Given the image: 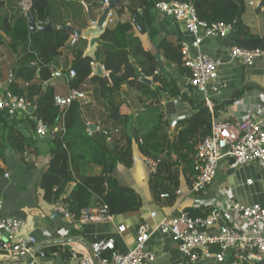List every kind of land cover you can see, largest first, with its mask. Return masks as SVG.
Masks as SVG:
<instances>
[{"label": "trees", "instance_id": "trees-1", "mask_svg": "<svg viewBox=\"0 0 264 264\" xmlns=\"http://www.w3.org/2000/svg\"><path fill=\"white\" fill-rule=\"evenodd\" d=\"M159 1L162 0H128V4H123L118 14L129 10L134 12V19L108 25L101 36L94 60L84 55V46L79 44V39L72 41V31L65 28L48 31L40 29L52 23L66 25L55 19L53 0H30L28 9L22 7L23 0H0V49L6 48L13 58L4 91H11L32 102L33 113L51 128L63 123L64 131L43 138L50 146L51 158L42 171L38 187L46 202L55 203L62 199L75 217L84 207L106 205L115 215L140 210L143 205L141 194L133 187L121 183L115 174L119 165L133 167L136 154L159 162L157 170L150 176V186L157 198L164 192L175 195L183 183L181 175L190 185L197 175V146L211 133L212 119L218 117L222 107L226 108L244 93L243 90H236L228 101L217 103L212 110L194 89L182 95L175 81L158 74L155 51L145 48L139 35L150 34L154 37L157 34L152 13ZM179 1L193 4L200 19L233 23V44L249 49L264 47V36L252 33L242 19L237 20L240 11L245 10L243 0ZM261 5H264V0ZM102 11L101 8L99 12ZM29 13L34 15L38 27L34 32L30 30ZM137 25L141 26V30L134 35L133 30ZM158 44L165 59L189 77L190 72L183 63L182 44L164 38ZM65 48H69L72 57L63 72L67 74L73 69L76 75L62 86L66 91L72 88L89 91L92 101L84 103L76 100L61 109L54 103L55 96L68 93L58 92V88L48 82L56 71L52 63ZM131 56L136 60L132 61ZM98 61L104 65L107 77L95 73L93 63ZM136 66L143 76H151L154 82L158 81L161 85L152 88L141 81ZM124 86H134L143 96L152 98L162 93L171 98L181 95L190 102L194 111L190 116L179 119L171 132L165 130L162 120L157 121L151 131L143 132L132 125L130 115L122 111L121 92ZM101 101L107 105V115L101 121L100 129L90 131L84 118L86 111L93 102ZM17 118L19 116L11 117L7 111H0V123L6 120L11 122L8 125L9 145L23 156L25 142L21 133L15 129ZM29 124L35 129L33 120ZM115 128L119 130L113 134L112 141L108 142L107 132ZM29 139L31 137H25V141H32ZM0 154L3 153L0 151ZM94 165L101 167L100 173H92ZM88 168L91 169L90 173H87ZM71 183L74 185L67 193ZM75 251L63 244L43 248L46 255L55 254L63 260H67Z\"/></svg>", "mask_w": 264, "mask_h": 264}, {"label": "crops", "instance_id": "crops-1", "mask_svg": "<svg viewBox=\"0 0 264 264\" xmlns=\"http://www.w3.org/2000/svg\"><path fill=\"white\" fill-rule=\"evenodd\" d=\"M58 2L60 14L57 19L59 22H70L74 27L84 30L90 25V21H95L101 14L102 0H53ZM245 10L242 13V20L248 25L252 33L264 36V5L259 7L257 4L262 0H243ZM128 4V0H121L120 7ZM118 9L112 13V21L108 23L126 22L134 19V12L125 10L118 14ZM56 12H58L56 10ZM152 22L156 27L157 34L152 37L148 35H139L140 41L148 50L153 49L157 57V50L162 60V71L158 74L168 80L172 79L177 84L180 94L190 92L188 87V75L178 71L176 66L167 61L159 49L158 41L166 39L176 44L190 45L193 41V35L188 32L182 21L176 20L173 16L153 9ZM57 24V23H56ZM139 29H134V35L139 34ZM79 44L84 46V51L88 47V39H79ZM233 44L232 36L208 37L201 45V51L207 53L221 61L218 69L217 86L220 93H213V105L225 103L235 93L236 90H243L241 98L228 104L226 108L219 111L218 117L229 118L232 121H238L248 110L258 113L264 120V58L258 59L253 65H245L236 59L230 57V47ZM0 62L4 57L11 56L6 48L0 49ZM3 54V55H2ZM6 57V59H7ZM12 57V56H11ZM72 54L69 48L62 50V53L53 61V66L57 71H63L69 66ZM132 61L136 58L130 57ZM158 59V58H157ZM100 63L104 73L107 72L104 65ZM95 63V73L96 72ZM10 68V67H9ZM9 68L4 69L0 64V89L5 85L7 87L9 80ZM148 77L151 82H147L152 88L159 87L160 82ZM56 86L58 92L68 93L65 87V81L61 78L53 77L49 82ZM47 83V84H48ZM92 85H90V88ZM5 90V89H4ZM2 92V91H1ZM87 99L84 103H91V92L85 91ZM200 95V94H199ZM202 97V96H201ZM199 96V99H201ZM180 98L179 103L174 99ZM122 111L130 115L132 125L142 129L143 132L151 130L157 121L162 120L165 130L170 132L175 128V123L184 117L190 116L194 107L188 100L180 96L168 97L162 93L158 97L143 96L140 90L134 86H124L121 92ZM194 100H196L194 98ZM104 101L93 102L86 111V121L89 124L96 125V129L101 128V121L107 115V105ZM23 115V118L21 116ZM19 116L15 129L21 133L25 145L22 148L24 155L9 145L8 130L10 121L0 123V216L9 215L13 217H22L26 220L23 234L36 238L39 246L46 247L54 244H63L73 249H78L81 253L90 251V245L100 238L114 237L117 249L121 252H127L136 245L137 228L141 222H148L156 226L162 219L169 215L177 214L180 211H187L192 215L206 213L209 203L221 201L223 196L221 188L228 186L237 201L244 205L260 203L264 205V169L258 164L240 165L235 158H226L219 170L212 185L200 194L189 193V186L181 175L182 185L185 189L181 195H172L169 199L157 198L150 186L151 168L146 162L147 157L135 155L137 161H134L133 167L127 168L119 165L115 174L118 180L133 187L143 198V205L140 210L116 215L111 222H94L85 225H79L74 218L66 219L62 213H55L56 206L62 204L59 200L55 203H48L42 197V190L38 187L42 171L47 166L51 158L49 144L43 138L34 133L33 127L29 124L31 120L26 115ZM16 119V118H15ZM90 130V129H89ZM91 131V130H90ZM94 131V130H93ZM25 137H31L30 142L25 141ZM101 167L94 165L92 173H100ZM91 169L88 168L90 173ZM8 174V177L4 175ZM252 179V183L248 180ZM74 183L68 187L70 192ZM59 211V210H58ZM156 212L152 217L151 213ZM54 214V218H53ZM126 225L124 232H119L118 226ZM73 232V233H72ZM149 247L156 254L155 264H190L184 255L180 252L178 243L170 234L155 231L149 240ZM36 262L40 264H54L64 261L60 256L37 255ZM30 257L21 259L0 258V264H28ZM194 264H219L214 260H202Z\"/></svg>", "mask_w": 264, "mask_h": 264}, {"label": "built area", "instance_id": "built-area-1", "mask_svg": "<svg viewBox=\"0 0 264 264\" xmlns=\"http://www.w3.org/2000/svg\"><path fill=\"white\" fill-rule=\"evenodd\" d=\"M257 5L262 6L260 2ZM29 6L30 0L24 9H28ZM156 9L182 21L188 32L193 35L194 39L190 45H182L183 63L190 72L187 85L199 93L206 105L212 109L213 93H220L217 80L221 61L202 52L200 48L208 37L232 36L234 24L200 19L193 4L179 0L159 1ZM137 29L141 30V26L137 25ZM76 40L74 34L72 41ZM229 54L232 59L245 65H253L258 59L264 58V47L249 49L232 44ZM75 75L73 69L67 74L56 70L52 78L68 81ZM86 99L85 91L72 88L67 95H56L54 103L64 109L73 101L84 102ZM174 101L177 104L180 98H175ZM3 110L11 117L24 114L27 119L33 120L34 133L41 138L51 137L65 129L61 122L51 128L33 113L32 102L11 91L0 92V111ZM118 130L115 128L107 132L108 142L112 141L113 134ZM229 157L235 158L240 165L258 163L264 169V120L257 112L250 109L238 121L222 117L212 119L211 133L197 146L195 155L197 175L188 192L204 193L213 184L222 162ZM134 161H137V158L134 157ZM146 162L152 172L157 170L158 160L147 158ZM248 183H252V179H249ZM184 191L185 189L179 187L175 194L181 195ZM221 194L222 200L209 203L206 213L192 215L187 211H180L165 217L155 227L148 222H141L137 228L136 245L127 252L117 249L114 237H106L94 241L89 252L81 253L75 249L77 252H73L67 260L54 264H155L156 254L149 247V240L155 231L170 234L189 263L214 260L219 264H264V205L240 203L228 186L221 188ZM171 196L169 192L161 194L163 199H169ZM57 210L64 218H74L81 226L94 222H112L116 217L106 205L84 207L77 217L64 202L56 206ZM151 215L155 217L156 212H152ZM25 225L26 220L22 217L0 216V258L30 257L29 264H40L36 262L35 257L45 256L43 247L39 246L35 237L23 234ZM126 229V225L118 226L119 232Z\"/></svg>", "mask_w": 264, "mask_h": 264}, {"label": "water", "instance_id": "water-1", "mask_svg": "<svg viewBox=\"0 0 264 264\" xmlns=\"http://www.w3.org/2000/svg\"><path fill=\"white\" fill-rule=\"evenodd\" d=\"M102 4L104 6L102 13L98 16V18L95 21H90L89 27H87L84 30L74 27L70 22H68L66 25H58L56 23H52L51 25L40 27V29L43 31H48L53 28H65L72 31L76 35L77 39L80 38L88 39V47L84 52V55L91 57L92 59L95 60L97 48L99 46L101 36L105 33L108 27L110 15L113 13V11L120 8L121 0H102ZM242 13L243 12L240 11L237 20H240L242 18ZM29 26L31 32L38 30V27L35 24V17L32 13H29ZM156 50H157L159 70L162 71V60L158 52V47H156ZM96 69H97L96 70L97 74L107 77L100 63H96ZM136 70H137V75L139 76V79L141 81H144L146 83L151 82V80L148 77L143 76L139 67L136 66ZM88 126L91 131L96 129V125L94 124L88 123ZM56 213H60V211L57 210L55 211L54 214ZM54 214H53V218H54Z\"/></svg>", "mask_w": 264, "mask_h": 264}, {"label": "rangeland", "instance_id": "rangeland-1", "mask_svg": "<svg viewBox=\"0 0 264 264\" xmlns=\"http://www.w3.org/2000/svg\"><path fill=\"white\" fill-rule=\"evenodd\" d=\"M54 2V1H53ZM29 4V0H23V2H22V7L23 8H25V6L26 5H28ZM54 6H55V9L58 11V12H55L54 13V15H55V18H58L59 17V14H60V9H59V5H58V2H55L54 3ZM3 55V54H2ZM0 56H1V54H0ZM7 57V56H6ZM6 57H4L5 59H3V60H1V62H0V64L4 67V69H7V68H9L11 65H12V63H13V58L11 57V56H8L7 57V59H6ZM5 87V85L0 89V92L1 91H4V88ZM152 130V129H151ZM151 130H149V131H151ZM148 131V132H149ZM148 158V157H147ZM147 158H145V159H147ZM73 233V232H72ZM29 264V263H28ZM190 264H194V263H190Z\"/></svg>", "mask_w": 264, "mask_h": 264}]
</instances>
